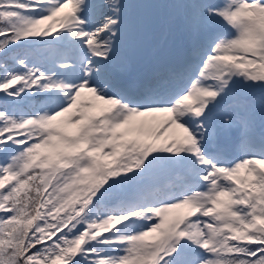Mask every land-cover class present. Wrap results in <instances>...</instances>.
<instances>
[{
	"label": "snow or ice",
	"instance_id": "snow-or-ice-1",
	"mask_svg": "<svg viewBox=\"0 0 264 264\" xmlns=\"http://www.w3.org/2000/svg\"><path fill=\"white\" fill-rule=\"evenodd\" d=\"M0 264H264V0H0Z\"/></svg>",
	"mask_w": 264,
	"mask_h": 264
}]
</instances>
